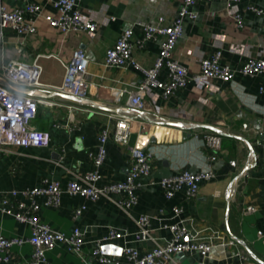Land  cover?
<instances>
[{
  "label": "crops",
  "instance_id": "1",
  "mask_svg": "<svg viewBox=\"0 0 264 264\" xmlns=\"http://www.w3.org/2000/svg\"><path fill=\"white\" fill-rule=\"evenodd\" d=\"M27 1L42 7L33 20L35 33L19 36L5 29L0 40V68L12 60L30 64L37 55H53L55 58L40 59L41 82L56 87L63 80V64L70 62L74 51L82 49L89 61L90 87L85 100L51 93L35 96L53 104L40 106L31 123L47 135L49 142L44 147L0 146V192L43 187L52 182L64 186L76 176H83L92 169L89 153L104 130L109 140L98 186L124 181L131 158L127 148L110 139L113 117L130 119V147L153 152L150 175L142 179L138 203L128 213L108 199L90 202L63 194L59 207L48 208L43 197L37 198L42 206L38 217L43 223L65 234L77 227L88 243L80 256L61 245L55 247L47 253L48 264H87L91 242L103 238L111 229L123 237L107 243L105 254L130 264L121 257L123 249L145 252L166 244L171 234L165 227L171 224H182L192 239L212 246L206 264L264 263V245L256 237L264 222V97L260 94L264 76L244 77L237 73L230 83L200 76L201 60L215 52L222 54L221 65L235 70L251 57L264 60L262 19L248 11L249 6L264 9V0H241L230 6L223 1L198 2L192 8L196 19L184 21L181 37L171 53L188 69L186 86L169 98L157 90L149 91L145 96L148 109L143 111L127 104L129 92L141 82L142 73L132 65L125 69L104 67L106 51L123 31L135 28L132 59L141 69L151 68L162 38L139 49L135 42L141 33L136 25L170 26L182 0H82L84 15L98 25L93 34H63L44 19L46 15L58 16L49 0ZM4 5L11 11L24 9L25 3L6 0ZM235 13L241 15L242 27L233 20ZM165 76L162 71L159 78L165 80ZM111 89L124 90L118 101L109 95ZM210 137L219 139L217 149L211 147ZM206 168L213 177L199 186L195 198L187 199L184 193L172 200L164 198L157 184L162 178ZM123 198L124 195L115 196L113 200ZM80 206L85 209L75 217ZM175 206L181 208L178 216L172 212ZM248 206L255 211L244 214ZM141 215L150 218L152 231L148 240L138 242L132 234L136 231L134 219ZM0 234L6 238L28 237L30 230L0 213ZM11 252L12 259L1 264H26L31 247L23 245ZM200 261L199 255L185 253L174 255L167 264Z\"/></svg>",
  "mask_w": 264,
  "mask_h": 264
},
{
  "label": "built area",
  "instance_id": "2",
  "mask_svg": "<svg viewBox=\"0 0 264 264\" xmlns=\"http://www.w3.org/2000/svg\"><path fill=\"white\" fill-rule=\"evenodd\" d=\"M5 1L0 0V40L5 29H11L19 36L34 34L33 20L40 14L42 7L39 4L21 0L25 3L24 9L10 11L4 5ZM200 1L205 3L223 1L230 6L241 0H182L178 14L170 26L159 27L137 23L136 26L141 36L136 40L135 45L139 49L144 48L147 42L162 38L158 55L153 66L149 69H141L132 59V37L135 28L123 31L115 45L106 51L104 67L125 69L128 65H132L143 75L141 82L133 85L129 92L127 104L130 108L140 111L147 110L145 96L151 90H157L162 97L169 98L186 86L189 78L188 69L174 60L171 53L177 40L181 37L184 21L196 19L192 8ZM82 2V0H49L58 16L53 18L46 15L44 19L50 27L63 34L71 32L93 34L98 30L97 22L92 17L84 15ZM248 11L260 17L264 26V9L249 6ZM25 15H28L29 18H26ZM232 18L237 27H242L240 14L235 13ZM42 58L55 57L53 55H37L30 64L12 60L1 65L0 146L44 147L48 144L47 135L37 131L31 123L37 117L40 106L50 107L53 104L35 96L51 93L79 100H85L88 97L90 85L87 69L89 61L82 49L74 51L70 62L63 64V80L61 85L56 87L41 82L43 69L40 59ZM221 59V52H215L213 56L202 59L200 76L224 83L232 82L237 73L244 77L264 76V60L257 57L249 58L237 70L227 65H221ZM162 71L166 73L165 80L159 78ZM108 92L114 101H118L124 90L111 89ZM25 93H30L33 96L25 95ZM260 94L264 97V85L260 87ZM113 118L115 120L110 139L121 148H127L131 158L130 169L125 180L98 186L102 179L101 168L106 159V143L109 140L107 132L104 130L98 134L96 145L89 153L92 169L83 176H76L75 180L64 186L58 182H52L43 187L0 192V213L27 226L30 230L28 237L6 238L0 234V264L10 261L13 257L12 249L23 245L31 247L26 264H48L47 253L59 245L70 253L78 256L83 255V249L88 243L81 230L76 227L69 234H65L43 223L38 217L42 206L37 202V198L43 197L45 199L44 206L48 208L59 207L63 194L78 196L90 202L108 199L125 213L137 205V191L142 186V179L150 175L153 152L139 147H130V119ZM244 128H246L245 125ZM209 141H211L212 148L219 147L218 138L210 137ZM211 160H214V157H211ZM212 177L213 173L209 168L196 173L181 171L176 175L162 178L157 184L166 200L174 199L179 193H184L187 199H193L197 195L199 186ZM121 195H124L125 198L119 201L113 200L115 196ZM19 198L25 199L26 202ZM10 199H13V202ZM84 209L85 206L77 208L75 217L79 216ZM254 211L253 206H248L244 210V214H251ZM172 212L178 216L181 214V208L175 206ZM134 224L136 231L132 236L136 241L143 242L151 237V221L147 215L135 218ZM165 228L171 234L166 244L156 245L145 252L127 247L123 249L121 257L130 264H167L174 255L195 253L201 259L199 264H206L205 259L212 251L211 245L192 239L182 224H171ZM122 237V233L111 229L103 238L92 241L91 259L87 264H122L120 260L109 258L102 250L107 243ZM256 237L264 245V222L262 227L257 229Z\"/></svg>",
  "mask_w": 264,
  "mask_h": 264
},
{
  "label": "water",
  "instance_id": "3",
  "mask_svg": "<svg viewBox=\"0 0 264 264\" xmlns=\"http://www.w3.org/2000/svg\"><path fill=\"white\" fill-rule=\"evenodd\" d=\"M108 248H109V246H104V247L102 248V250L105 252ZM262 264H264V263H262Z\"/></svg>",
  "mask_w": 264,
  "mask_h": 264
}]
</instances>
